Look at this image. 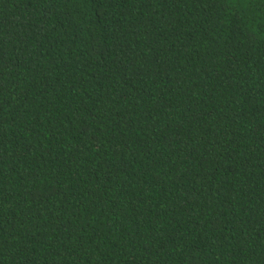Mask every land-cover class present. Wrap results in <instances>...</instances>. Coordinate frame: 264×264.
I'll return each instance as SVG.
<instances>
[{
  "label": "trees",
  "instance_id": "16d2710c",
  "mask_svg": "<svg viewBox=\"0 0 264 264\" xmlns=\"http://www.w3.org/2000/svg\"><path fill=\"white\" fill-rule=\"evenodd\" d=\"M0 264H264V0H0Z\"/></svg>",
  "mask_w": 264,
  "mask_h": 264
}]
</instances>
